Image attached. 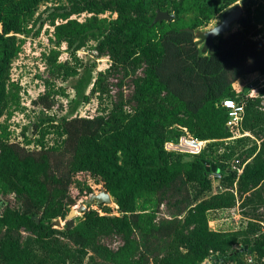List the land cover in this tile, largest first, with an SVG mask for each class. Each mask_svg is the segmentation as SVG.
Returning <instances> with one entry per match:
<instances>
[{"label":"trees","instance_id":"obj_1","mask_svg":"<svg viewBox=\"0 0 264 264\" xmlns=\"http://www.w3.org/2000/svg\"><path fill=\"white\" fill-rule=\"evenodd\" d=\"M43 1L0 0V120L20 105L11 67L22 49L19 34L36 23ZM239 1L58 0L51 6L46 20L54 27L57 46L67 44L74 64L58 61V52L49 61L73 80L75 107L108 94L109 75L116 72L134 76L128 101L135 107L126 109L121 94L97 115L73 113L57 119L46 113L58 94L47 80L44 92L33 99L43 115L34 124L41 133L36 146H28L32 139L26 144L11 139L8 125L0 122V264H67L90 251L111 264H150L153 259L158 264H202L213 256L225 264L246 252L264 257L260 224L218 230L208 216L238 205L253 210L244 212L248 217L264 210V88L252 97L236 87L244 75L264 74V0L246 3L239 27L219 38L214 51L203 52L196 36L198 28ZM158 9H172L174 19L188 18L189 23H154ZM83 12L91 15L84 21L74 17ZM107 12L116 16L102 15ZM90 41L112 60L96 77L77 58ZM228 98L244 102L242 129L261 144L252 148L240 174L217 164L221 183L231 187L212 192L205 152L185 159L189 155L166 150L165 142L179 138L181 125L209 140L207 146L224 143L234 135L223 104ZM51 132L60 140L47 145L45 136ZM80 172L104 182L120 214L88 208L81 221L66 220L82 195L75 193L83 186L76 176ZM236 184L237 193L231 190ZM90 192L88 186L85 195ZM163 205L171 217L162 214ZM58 216L66 221L64 230L55 227ZM23 230L30 234L24 236ZM57 232L73 246L55 237ZM110 232L123 236L116 250L98 242Z\"/></svg>","mask_w":264,"mask_h":264},{"label":"rangeland","instance_id":"obj_2","mask_svg":"<svg viewBox=\"0 0 264 264\" xmlns=\"http://www.w3.org/2000/svg\"><path fill=\"white\" fill-rule=\"evenodd\" d=\"M56 1L58 0L43 1L36 12V23L30 26V29L26 33L19 34L22 49L13 60L11 78L12 81H14V89L19 91L20 105L5 114L0 120V122L8 125L11 139L18 140L24 144H26L27 139H32L33 142L31 145H28L31 148L37 145V140L41 137L40 132L36 133L34 131V124L41 122V117L43 116L42 109L33 104V99L44 92L47 80L51 82L52 88H54L58 94L56 95L57 102L55 106L51 110L46 111V113L57 119L61 116L73 113L83 116L97 115L103 110L109 109L113 103L119 99L121 94L123 95L124 100L127 101L126 109L133 110L135 107V102L128 101L134 90V76L126 72H116L109 75L108 82L110 91L108 94L104 95L102 99L93 96L89 102L81 103L76 107L75 103H72L71 100L76 97L75 90L72 87L73 80L65 79V69L59 70L49 61L58 52V61L63 62L69 59L72 62L71 65L74 64L67 44L63 43L62 45L57 46L53 34L54 27L46 20L51 6ZM245 1L246 0H240L239 2L244 3ZM170 11L173 13L172 9ZM90 15L91 13L89 12H83L74 15V17L84 21ZM102 15L110 17L112 15L116 16V13L107 12ZM219 15L220 14L211 19L207 25L198 28L197 31L208 30L217 25L219 23ZM168 22H170L171 25H186L189 23V19H173ZM238 27V23L233 25V29ZM262 35H264V30L262 31ZM96 44V41H90L86 46L77 51V58H79L83 68H91L94 77L97 76L99 71H106L112 63L109 55L99 54L96 49ZM200 46L203 48L204 44L200 42ZM139 72L142 71L139 70ZM257 80H259V83L253 86L248 93L261 94L262 86L264 84V75L260 72L247 74L239 78L236 83L237 90L244 91L248 85H254ZM46 124L47 122H45L43 126H46ZM233 134L234 135L224 141V143L216 145L214 148L206 145V149L204 150L209 160L222 166V168H225L226 170H235L239 167L242 168L244 166L243 161L249 156L252 148L255 145L261 144V140L250 131L235 129ZM59 140V136L54 132L48 133L45 136V142L47 145L56 144ZM209 142L210 141L208 140L207 144ZM191 158L192 156L185 157V159ZM76 176L83 183V186L81 188L76 187L75 193L82 195L77 204L71 207L70 213L73 210H78L80 206L84 205L88 208H94L102 214H120L118 204L112 195L111 203H101L99 200H95L93 203L90 202L91 195L99 193L102 190L109 192L102 180H99L97 176L90 172H80ZM222 183L224 187H231L225 182ZM214 184L216 185L217 181H213V186ZM88 186L92 188V192H90L89 195H85ZM212 192H215L213 187ZM11 200L15 205H18V203L15 202L14 196L11 197ZM5 202H7V200H5ZM0 211H2L1 205ZM246 211L252 212L253 210H243L240 205L229 209L212 210L208 214L210 225L212 228L218 230H236L247 229L250 227L251 223H258L261 225L260 229L264 230V210H257V213L259 214L257 217L255 215L248 217L244 213ZM162 214L171 217L167 205L162 206ZM72 219H74L75 222L81 221L84 219V212L79 211ZM53 222L58 230L65 229L66 221L62 216L54 218ZM28 234L30 233L23 230L24 236H27ZM55 237L71 247L73 246V243L61 233L57 232ZM98 242L103 246L116 250L124 241L122 235L110 232L101 234L98 237ZM39 252L41 253V250H39ZM42 254L44 255L45 253ZM209 259H211V257H209ZM67 264L111 263L104 260L100 255H96L90 251L87 254L69 258ZM150 264L158 263L153 259Z\"/></svg>","mask_w":264,"mask_h":264},{"label":"built area","instance_id":"obj_3","mask_svg":"<svg viewBox=\"0 0 264 264\" xmlns=\"http://www.w3.org/2000/svg\"><path fill=\"white\" fill-rule=\"evenodd\" d=\"M264 75V74H263ZM264 88V84L262 86ZM262 88V89H263ZM250 96H260L259 93H249ZM224 106L229 109V128L233 130H242V123L245 115V104L242 101H238L232 98L225 99L223 101ZM181 130V134L178 139H169L165 142V149L172 152L184 153L189 156H195L203 153L206 148L208 140H203L193 135L189 129L185 126L178 125ZM213 163V162H212ZM216 164V163H214ZM217 165V164H216ZM218 167V165H217ZM225 169V168H224ZM239 174L242 173V168H237ZM212 181H217V184L213 186L215 192L225 191L227 188L221 183L223 177L222 168L218 167L217 171L211 174ZM237 193V184L235 188L231 189ZM242 246H239L241 248ZM213 257H211L212 259ZM209 259V258H207ZM206 259V260H207ZM210 260V259H209ZM203 264V263H202ZM225 264H264V257L259 258L255 254L245 253L240 259L229 260Z\"/></svg>","mask_w":264,"mask_h":264},{"label":"water","instance_id":"obj_4","mask_svg":"<svg viewBox=\"0 0 264 264\" xmlns=\"http://www.w3.org/2000/svg\"><path fill=\"white\" fill-rule=\"evenodd\" d=\"M250 0H247L245 3H240L237 2L228 8H226L220 15H219V23L208 30H199L196 31V36L199 38V41L204 44L202 51L203 52H212L215 50L216 47V41L219 38L225 37L229 32L233 30V25L235 23H238L243 14H244V7L246 3H248ZM175 13H171L170 11L167 10H161L158 9L157 15L155 17L154 23L158 21H163V20H173L175 18ZM188 30L194 31L191 28H186ZM259 83V80H257L254 85H248L244 93H248L253 86L257 85ZM229 128V125L227 126ZM206 164V168L208 172H214L218 170V167L216 164L212 163L211 160L205 159L204 160ZM95 200H99L101 203L107 202L111 203L112 202V197L109 192H106L104 190L100 191L99 193L93 194L90 196V202L93 203ZM87 206H80L78 210H73L67 217L66 220L72 219L79 211H85L87 210ZM247 248V247H246ZM203 264H218V259L213 256L212 259H207L203 262Z\"/></svg>","mask_w":264,"mask_h":264},{"label":"crops","instance_id":"obj_5","mask_svg":"<svg viewBox=\"0 0 264 264\" xmlns=\"http://www.w3.org/2000/svg\"><path fill=\"white\" fill-rule=\"evenodd\" d=\"M215 229V228H214Z\"/></svg>","mask_w":264,"mask_h":264}]
</instances>
